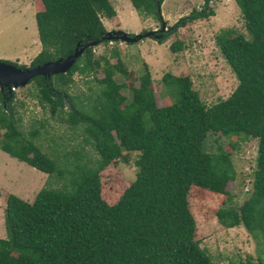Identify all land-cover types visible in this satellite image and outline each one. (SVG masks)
Masks as SVG:
<instances>
[{"label":"trees","instance_id":"16d2710c","mask_svg":"<svg viewBox=\"0 0 264 264\" xmlns=\"http://www.w3.org/2000/svg\"><path fill=\"white\" fill-rule=\"evenodd\" d=\"M139 16L163 23V0H128ZM247 37L231 28L221 29L216 43L237 80L234 89L211 105L204 104L187 75L165 72L160 77L169 104L157 106L148 70L123 107L113 91L115 70L123 73L118 58L109 64L93 58L86 47L65 73L28 80L39 92L40 104L50 115L68 121L82 134L96 154L80 162L74 154L70 167L59 166L33 142L36 130L23 137L13 118L11 92L0 91V150L47 174L45 185L30 202L6 195L3 207L5 238H0V264H213L194 239L195 224L186 202L191 185L224 194L233 178L229 153L207 152V133L256 139L255 167L248 196L237 206L217 208L224 227L242 225L251 238L264 246V0H233ZM34 13L39 51L28 66L3 60L19 68L63 58L77 45L107 42L100 15L114 16L108 0H35ZM209 0H204V7ZM213 14L194 10L180 17L166 31L151 35L161 43L187 22ZM172 51L180 43H172ZM116 55L112 52V55ZM103 62L101 87L88 110L82 100L68 93L71 76L89 75ZM6 96V97H4ZM68 110L61 116L63 103ZM45 103V104H44ZM44 107V106H43ZM114 131L118 142L109 137ZM121 150L136 151L134 179L118 199L100 197L99 171ZM60 180L51 186L48 179Z\"/></svg>","mask_w":264,"mask_h":264},{"label":"rangeland","instance_id":"374dc122","mask_svg":"<svg viewBox=\"0 0 264 264\" xmlns=\"http://www.w3.org/2000/svg\"><path fill=\"white\" fill-rule=\"evenodd\" d=\"M34 1L0 0V60L28 66L39 51L34 21L37 7ZM110 3L115 11L114 16L104 19L100 15L110 37L105 43L81 46V53L84 48L92 47L93 58L104 57L113 65L118 58L124 72L115 70L112 78L119 107H123L130 99L133 88L138 85V77L144 71V64L157 106L172 101L160 81L165 72L187 75L191 87L206 105L225 98L234 89L237 80L216 43V36L221 29L226 28L247 37L233 0H209L205 8L204 0H163L160 14L165 29L194 10L211 9L213 14L176 28L161 43L145 36L130 40L134 34H144L149 30H155V36L159 35L160 23L150 16L137 15L128 0H110ZM177 42L180 48L172 51L170 46ZM140 49L143 53L146 51V55L140 56ZM112 52L116 55H112ZM100 65L95 73L84 76L74 73L71 76L72 82L67 91L82 100L83 109H89L101 87L97 80L103 78L102 61ZM7 92H11L13 118H18L17 128L23 137H28L29 132L35 129L33 142L47 156L55 158L59 166L70 167L68 160H72L75 153L79 155L80 162H91L96 158L78 128L72 127L68 121L59 120L57 114L51 116L46 104H40L39 92L33 83L27 82L16 87L11 85ZM63 109L61 116H65L68 110L67 102L63 103ZM3 130L0 129V134ZM109 137L118 142L114 131L109 133ZM203 148L211 153H218L219 150L228 152L233 178L227 181L224 194L195 185L188 188L186 202L194 219V239L213 264H264V246H258L261 243L254 241L242 225L224 227L215 216L217 208L227 205L237 207L248 196L255 167L256 139L209 132L204 138ZM137 155L136 151L121 150L119 158L112 159L99 171L100 197L106 203H114L134 179V160ZM46 178L47 174L0 150V213L7 194H15L30 202L39 188L45 185ZM48 182L54 187L61 184L54 177L49 178Z\"/></svg>","mask_w":264,"mask_h":264},{"label":"water","instance_id":"95a60500","mask_svg":"<svg viewBox=\"0 0 264 264\" xmlns=\"http://www.w3.org/2000/svg\"><path fill=\"white\" fill-rule=\"evenodd\" d=\"M164 24L162 23L160 32L166 31ZM155 34V30H149L144 34H134L130 40L140 38L142 36L150 37ZM156 35L155 37H158ZM110 35L108 32L103 36L104 39L109 38ZM127 39V38H126ZM127 41V40H126ZM97 42L92 41L90 43H86L85 46H93ZM82 47L75 46L73 52L63 58H58L53 61H47L41 64H38L34 67H25L19 68L13 64L7 63L3 60H0V91L3 88H10L12 85L16 87L18 85H24L28 82V80L34 76L41 75L43 77H49L51 74L57 73H65L67 69L73 64L75 58L80 55Z\"/></svg>","mask_w":264,"mask_h":264},{"label":"crops","instance_id":"0c3cea01","mask_svg":"<svg viewBox=\"0 0 264 264\" xmlns=\"http://www.w3.org/2000/svg\"><path fill=\"white\" fill-rule=\"evenodd\" d=\"M109 1V3H110V0H108ZM111 4V3H110ZM112 6V5H111ZM102 18H106L105 16H103ZM102 18L100 17V20H101V22H102V24H103V21H102ZM107 19H109V18H107ZM106 19V20H107ZM104 26V25H103ZM105 28V27H104ZM140 51H141V49H140ZM145 53H143V51H141V55L140 56H142V55H146V51H144ZM144 60L146 61V62H148L147 61V59H145L144 58ZM8 158H10V157H8ZM7 158V159H8ZM9 161H10V159H8ZM22 162V161H21ZM3 210V209H2ZM0 238H5V236H6V234H5V230L3 229V227H4V225H3V227H2V222H3V212L1 211V213H0Z\"/></svg>","mask_w":264,"mask_h":264},{"label":"bare ground","instance_id":"6f19581e","mask_svg":"<svg viewBox=\"0 0 264 264\" xmlns=\"http://www.w3.org/2000/svg\"><path fill=\"white\" fill-rule=\"evenodd\" d=\"M111 41V40H110Z\"/></svg>","mask_w":264,"mask_h":264}]
</instances>
